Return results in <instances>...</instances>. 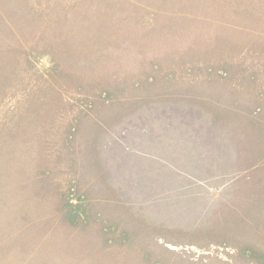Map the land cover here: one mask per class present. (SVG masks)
Listing matches in <instances>:
<instances>
[{
	"label": "rangeland",
	"instance_id": "rangeland-1",
	"mask_svg": "<svg viewBox=\"0 0 264 264\" xmlns=\"http://www.w3.org/2000/svg\"><path fill=\"white\" fill-rule=\"evenodd\" d=\"M0 264H264V0H0Z\"/></svg>",
	"mask_w": 264,
	"mask_h": 264
}]
</instances>
